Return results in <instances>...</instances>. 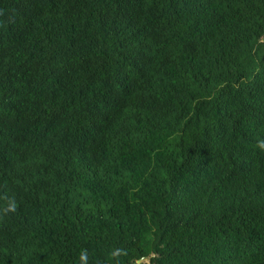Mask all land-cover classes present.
I'll return each mask as SVG.
<instances>
[{"label": "trees", "instance_id": "trees-1", "mask_svg": "<svg viewBox=\"0 0 264 264\" xmlns=\"http://www.w3.org/2000/svg\"><path fill=\"white\" fill-rule=\"evenodd\" d=\"M264 264V0H0V264Z\"/></svg>", "mask_w": 264, "mask_h": 264}, {"label": "rangeland", "instance_id": "rangeland-1", "mask_svg": "<svg viewBox=\"0 0 264 264\" xmlns=\"http://www.w3.org/2000/svg\"><path fill=\"white\" fill-rule=\"evenodd\" d=\"M143 260H139L136 264H142Z\"/></svg>", "mask_w": 264, "mask_h": 264}]
</instances>
